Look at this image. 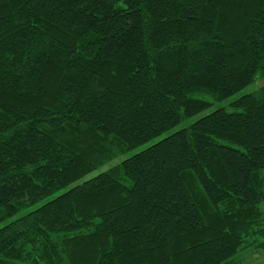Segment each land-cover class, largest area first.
<instances>
[{
	"label": "trees",
	"instance_id": "trees-1",
	"mask_svg": "<svg viewBox=\"0 0 264 264\" xmlns=\"http://www.w3.org/2000/svg\"><path fill=\"white\" fill-rule=\"evenodd\" d=\"M259 77L264 0H0V264L264 251V84L86 178Z\"/></svg>",
	"mask_w": 264,
	"mask_h": 264
},
{
	"label": "rangeland",
	"instance_id": "rangeland-1",
	"mask_svg": "<svg viewBox=\"0 0 264 264\" xmlns=\"http://www.w3.org/2000/svg\"><path fill=\"white\" fill-rule=\"evenodd\" d=\"M261 84H264V77H259L256 82L248 85L247 87L243 88L242 90H239L238 92H236L233 96H231L230 98L224 100V101H220V102H215L213 105H211L210 107H208L207 110L201 112V113H198L196 114L195 116L189 118L188 120L184 121L183 123L177 125L176 127H174L172 130L160 135L159 137L157 138H154L140 146H138L137 148L133 149V150H130L118 157H116L115 159H113L112 161H110L109 163L105 164L104 166L92 171L90 174H88L86 176V178H89V177H92L106 169H108L109 167H111L112 165L114 164H117L119 162H121L123 159L141 151L142 149H145L146 147L152 145L153 143L157 142L158 140L162 139L164 136L170 134L171 132L197 120L199 117L205 115V114H208L210 113L211 111L217 109V108H221V107H224V108H228L230 109V102L234 99H236L237 97L241 96L242 94L244 93H249V92H253L255 91ZM72 185L68 186L67 188H64L63 190L57 192L56 194L50 196L48 199L54 197L55 195L65 191L66 189L70 188ZM47 200V199H46ZM44 200V201H46ZM44 201H41L39 202L38 204H36L34 207L40 205L41 203H43ZM33 208V207H32ZM31 209V208H30ZM29 210V209H28ZM16 216L14 217H11L9 219H7L5 222H2L0 223V227H2L6 222L8 221H11L12 219H14ZM243 252V251H242ZM240 253V255L244 258V260L240 263V264H264V251H259V250H247V251H244V253Z\"/></svg>",
	"mask_w": 264,
	"mask_h": 264
}]
</instances>
